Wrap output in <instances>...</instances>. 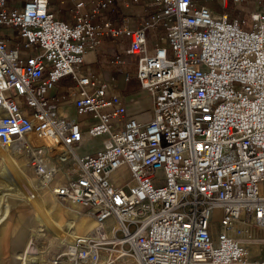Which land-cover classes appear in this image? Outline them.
<instances>
[{"label":"built area","instance_id":"built-area-1","mask_svg":"<svg viewBox=\"0 0 264 264\" xmlns=\"http://www.w3.org/2000/svg\"><path fill=\"white\" fill-rule=\"evenodd\" d=\"M113 1L72 0L66 22L50 0H0V148L27 154L42 188L97 223L45 263L264 264L250 252V224L264 221V0L247 16L229 9L244 0H221L220 16L201 0H132L152 8L137 27L95 21ZM104 34L129 38L150 119L85 64ZM63 76L83 118L51 95Z\"/></svg>","mask_w":264,"mask_h":264},{"label":"crops","instance_id":"crops-1","mask_svg":"<svg viewBox=\"0 0 264 264\" xmlns=\"http://www.w3.org/2000/svg\"><path fill=\"white\" fill-rule=\"evenodd\" d=\"M19 1V3H18ZM24 0H10V6L22 3ZM207 5L215 16H220L227 9L221 5V0H201ZM72 0H50V9L55 16L66 22H73ZM95 2H88L84 9L91 11L95 8ZM231 4L230 13L232 16H247L250 10L254 8L252 0H244L236 7ZM152 8L147 7L143 2H134L132 0H114L111 5L102 8L95 15V21L112 19L115 25L120 26L128 24L131 27H137L141 24L144 17L150 14ZM2 35L7 39L11 47H18L24 57L29 54L23 40L18 36V30L15 27H3ZM155 31H151V38ZM130 40L125 36H111L104 34L102 36V48L95 51L90 49L85 55V64L89 69L103 74L112 82L110 93L121 95L126 103L127 112L141 121H146L153 116L152 98L148 92L141 89L137 71L136 55L128 52ZM116 55H121L124 62L117 61ZM75 85L70 76H63L51 89V95L60 98V112L69 117L83 118L76 113L74 98Z\"/></svg>","mask_w":264,"mask_h":264},{"label":"rangeland","instance_id":"rangeland-1","mask_svg":"<svg viewBox=\"0 0 264 264\" xmlns=\"http://www.w3.org/2000/svg\"><path fill=\"white\" fill-rule=\"evenodd\" d=\"M12 153V151H7L4 154L0 153V161L8 158ZM19 153H21V156L18 160L25 163L24 165L27 167V170L32 177L34 184L37 188H39L40 193L47 199L49 209H53L51 210L55 216L59 217L60 219H65L67 216L65 213V207H70L63 203H60L57 199H55L49 189L41 187L39 179L34 173L32 165L29 161V156L22 151H19ZM3 173V170H1L0 187H6L9 186V184L12 186L8 178H6ZM56 178L58 180H63V174L59 173ZM112 178L115 182L124 183L130 178V173L126 169L121 168L113 174ZM13 187L15 190H19L16 183H13ZM18 195L24 196L23 193H19ZM7 199L12 204L11 210L7 206L8 201H5V204L3 205V201L0 200V264H17V262L19 261L18 254L24 251V248L28 241L31 245V239L34 238L32 236V233L35 232V229H39L40 221L36 217V208L32 207L27 201L15 197H8ZM77 214L79 215L78 212ZM77 221L78 224L82 225L84 223L90 225V221L91 223L94 222L93 219L83 215H79ZM263 224L264 221L254 222L253 224H250L251 231L255 234L254 241L250 243V252L253 257L264 258ZM93 227L90 230L79 229L78 233H90ZM45 231L46 234L43 237H40L37 240L33 241V243L45 251L44 258L47 259L48 256L51 257L52 255L56 254L65 244V242L63 243L62 239L55 236L52 232L47 230Z\"/></svg>","mask_w":264,"mask_h":264},{"label":"bare ground","instance_id":"bare-ground-1","mask_svg":"<svg viewBox=\"0 0 264 264\" xmlns=\"http://www.w3.org/2000/svg\"><path fill=\"white\" fill-rule=\"evenodd\" d=\"M7 151H12L13 153L5 160L0 161V171L3 170L4 176L8 178L12 186L9 184V186H4L3 188L0 187V200L3 201V205L5 204V201H8L7 206L11 210L12 204L7 199L8 197L24 199L32 207L36 208V217L40 221L39 229H35V232L32 233V236L35 239H31V245L28 241L24 248V251L18 254L19 261L17 262V264H46L45 261L48 258H44L45 251L33 243V241L37 240L40 237H43L46 234L45 230L50 231L55 236L61 238L63 243H68L69 241H71L75 234H78L79 229L90 230L95 223V226L90 233L95 231L97 223L94 220V222L92 223L91 221L89 222L90 225L85 223L83 225L78 224L77 220L80 214L78 215L77 211L71 207H65V213L67 215L65 219H60L59 217L55 216L52 212L53 209L51 208V210L48 207L47 199L40 193L39 188H37L34 184L32 177L27 170V167L24 165L25 163L18 160L21 156V153H19V151L10 150L4 147L0 148V153L4 154ZM13 183H16L19 190L14 189ZM19 193H23L24 196L18 195ZM262 226H264V224ZM107 227H110V223L107 224Z\"/></svg>","mask_w":264,"mask_h":264}]
</instances>
